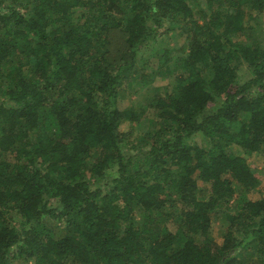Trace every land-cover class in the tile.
<instances>
[{
    "label": "trees",
    "instance_id": "16d2710c",
    "mask_svg": "<svg viewBox=\"0 0 264 264\" xmlns=\"http://www.w3.org/2000/svg\"><path fill=\"white\" fill-rule=\"evenodd\" d=\"M263 13L264 0H0V264H264L261 179L235 152L264 157V33L246 18ZM173 29L186 50H158ZM172 63L151 117L120 108L124 83Z\"/></svg>",
    "mask_w": 264,
    "mask_h": 264
},
{
    "label": "rangeland",
    "instance_id": "374dc122",
    "mask_svg": "<svg viewBox=\"0 0 264 264\" xmlns=\"http://www.w3.org/2000/svg\"><path fill=\"white\" fill-rule=\"evenodd\" d=\"M28 0H26L27 2ZM247 20H249V24L252 26V28H256L257 30H260L262 33H264V13L259 14L257 16L250 15L246 16ZM173 28H175L173 26ZM242 41V38L239 40ZM184 44V36L179 31V29H173L157 42H155V47L162 51L165 47H174L172 48H181V45ZM185 48H181L182 51H184ZM186 50V49H185ZM149 51L143 52V54L137 59V63L142 61L145 68L152 67V62H149L147 59L150 58L148 56ZM233 64L237 65L236 62H233ZM173 65L174 63L167 65V68L171 71L169 73H162L158 74V76L154 79V81L150 84H146V87L144 86L143 89H138V87H133L134 83L136 82L135 79L131 80V83H124L121 88L119 89L118 96H119V106L120 108H129V107H142V110H138L139 114H142L141 117H151L152 111L149 109L147 103L153 99V95H163L165 92L169 93L173 86H174V77L177 74V72L173 71ZM245 65H241L238 73L239 78H245V75H247ZM148 88L153 89V91H149ZM145 121V120H144ZM143 121V122H144ZM119 131L125 133L126 138L130 141H136L141 137V130L135 126L131 125L129 121H122L119 124ZM201 137L196 136V141L200 142ZM234 150V149H233ZM235 152L237 155H242L243 159L246 161L247 165L250 166L252 169L256 170L257 173L259 172V176L261 179V185L256 188L255 191L249 193L250 199H253L255 197H260V195L264 196V157L262 155H258L255 152H241L240 150H236ZM235 184V183H234ZM235 187H238V184H235ZM167 210V208H166ZM173 212V209H172ZM137 220H140V217L136 218ZM228 221L224 218L223 214H217L212 218L211 226L209 229V235L212 237L214 241L217 243L221 242V239L225 233L226 227L228 226ZM57 226V225H56ZM170 226L174 227V224H171ZM60 229L58 233H60ZM240 252V253H239ZM237 252L239 255L236 254V256H240L244 252V249ZM29 264H33V262H29ZM250 264V263H249Z\"/></svg>",
    "mask_w": 264,
    "mask_h": 264
}]
</instances>
